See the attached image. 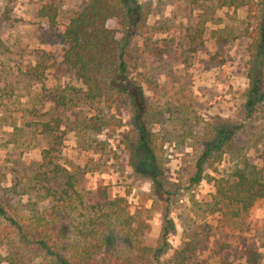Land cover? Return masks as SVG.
<instances>
[{
    "label": "rangeland",
    "instance_id": "rangeland-1",
    "mask_svg": "<svg viewBox=\"0 0 264 264\" xmlns=\"http://www.w3.org/2000/svg\"><path fill=\"white\" fill-rule=\"evenodd\" d=\"M86 1L0 0V189L39 160L47 143L39 123L59 117L65 131L61 162L77 173L82 188L107 185L113 195L126 196L129 210L148 225L143 237L148 246L158 242L165 215L172 221L168 248L152 264H246L249 251L264 264V210L234 217L216 207L213 181H192L216 129L242 123L252 51L251 39L243 34L252 22L246 9L215 11L216 0L197 7L189 0H125V10L139 12L138 22L147 27L130 39L134 68L129 87L135 104L89 105L79 98L72 109L56 108L48 95L82 86L63 66L56 33L37 12L53 5L60 31ZM107 26L116 38L122 36L118 20ZM200 32L203 40L192 43L191 36ZM258 54L264 56V41ZM152 108L166 111L165 122L150 131L162 187L155 185L153 165L139 145L136 113ZM255 130L247 124L234 140L240 151L225 155L214 169L203 164L202 177L223 176L243 159L261 166L258 151L251 148ZM4 226L0 219L2 263L52 264ZM121 241H110L111 254Z\"/></svg>",
    "mask_w": 264,
    "mask_h": 264
},
{
    "label": "trees",
    "instance_id": "trees-1",
    "mask_svg": "<svg viewBox=\"0 0 264 264\" xmlns=\"http://www.w3.org/2000/svg\"><path fill=\"white\" fill-rule=\"evenodd\" d=\"M203 0H189L200 6ZM215 11L222 8H245L247 19L253 23L244 29L251 39L248 88L242 95L241 124L216 129L213 143L200 154L192 179L214 182V203L223 206L232 216L247 215L264 210V56L259 53L264 41L263 0H216ZM125 0H87L86 3L58 30V12L46 4L37 12L54 30L61 46V62L79 80L81 89L48 95L56 108L72 109L76 100L89 105L116 102L134 103L130 91V74L134 68L130 39L147 27L138 22L139 12L126 11ZM119 21L122 36L107 23ZM206 21H203V25ZM203 32L191 36V42L202 38ZM203 43V41H201ZM79 99V100H80ZM166 111L152 108L136 113L143 146L153 165L155 185L162 187L158 177L159 155L151 130L166 120ZM183 116V114H181ZM247 124L255 127L251 148L258 151L261 166L243 159L230 172L219 177H202V165L210 169L225 155L236 154L234 140ZM63 121L52 117L39 123L40 135L47 139L39 160L30 164L12 185L1 188L0 219L3 230L23 245L32 246L52 264H152L159 262L168 248L172 221L164 217L162 233L154 246L144 243L148 225L142 216L129 210L126 196L113 195L109 186L81 187L77 173L61 162L65 131ZM151 136L152 141L148 142ZM211 140V138H210ZM120 238L122 247L111 254L110 241ZM259 255L249 251L246 264H258ZM0 264H4L0 258Z\"/></svg>",
    "mask_w": 264,
    "mask_h": 264
}]
</instances>
